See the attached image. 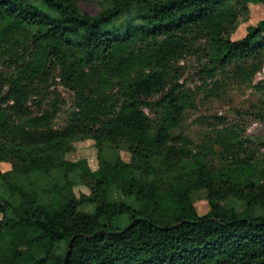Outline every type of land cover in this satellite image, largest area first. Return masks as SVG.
<instances>
[{
	"label": "trees",
	"instance_id": "trees-1",
	"mask_svg": "<svg viewBox=\"0 0 264 264\" xmlns=\"http://www.w3.org/2000/svg\"><path fill=\"white\" fill-rule=\"evenodd\" d=\"M96 1L0 0V264H264V150L228 125L199 152L176 134L196 102L181 62L253 77L264 18L233 34L264 0ZM86 139L97 169L66 157Z\"/></svg>",
	"mask_w": 264,
	"mask_h": 264
},
{
	"label": "rangeland",
	"instance_id": "rangeland-1",
	"mask_svg": "<svg viewBox=\"0 0 264 264\" xmlns=\"http://www.w3.org/2000/svg\"><path fill=\"white\" fill-rule=\"evenodd\" d=\"M82 4L86 8L97 10L100 8L101 0L87 3L89 7L85 2ZM263 18L264 5L250 4L249 20L242 21L233 34V39H241L246 35L248 25H255ZM181 65H183L184 74L180 82L189 92L193 93L196 102L194 107H189L186 110L184 121L181 127L176 130V134L188 135L193 141L194 151L199 152L213 145L215 128L228 125L230 131H237L244 138H249L248 146L254 154L262 152L264 150L262 144L264 142V58L260 69L246 81L233 74V67L228 68L225 73L219 72L214 78L206 77L201 71L203 63L196 55H188ZM58 89L67 99L66 108H68L71 106V93L62 86H58ZM212 89L215 93L212 92ZM146 111L155 117L153 112ZM65 121L66 116L62 114L57 120V126L63 125ZM74 146L75 150L66 155L69 160L85 158L93 169L98 168V149L94 140L78 141ZM213 150L216 153L213 155L214 161H223L225 153L222 152V148L215 146ZM119 154L124 160H131V155L127 151L120 150ZM11 168V163L0 162L1 170L6 171ZM70 178L77 182L75 186L77 195L89 193V188L79 183L81 179L78 171L71 173ZM198 196L195 205L200 214H205L210 207L209 201L203 194ZM109 198L114 201H125L128 204L135 202L133 198L124 196L118 190L111 191ZM95 206V204H83L81 210L90 212ZM122 222L126 223V220H120L117 224Z\"/></svg>",
	"mask_w": 264,
	"mask_h": 264
},
{
	"label": "water",
	"instance_id": "water-1",
	"mask_svg": "<svg viewBox=\"0 0 264 264\" xmlns=\"http://www.w3.org/2000/svg\"><path fill=\"white\" fill-rule=\"evenodd\" d=\"M68 256H69V251L67 252V254H66V256H65L64 264H66V263H67Z\"/></svg>",
	"mask_w": 264,
	"mask_h": 264
}]
</instances>
